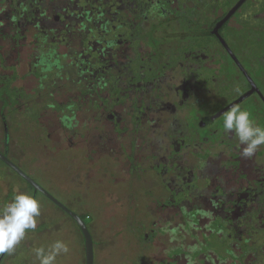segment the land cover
Instances as JSON below:
<instances>
[{"label":"flooded vegetation","instance_id":"af4514ba","mask_svg":"<svg viewBox=\"0 0 264 264\" xmlns=\"http://www.w3.org/2000/svg\"><path fill=\"white\" fill-rule=\"evenodd\" d=\"M25 60L32 93L14 85ZM4 98L57 118L83 173L51 193L88 227L70 200L116 157L162 264H264V145L244 157L223 128L234 105L264 127V0H0Z\"/></svg>","mask_w":264,"mask_h":264},{"label":"rangeland","instance_id":"374dc122","mask_svg":"<svg viewBox=\"0 0 264 264\" xmlns=\"http://www.w3.org/2000/svg\"><path fill=\"white\" fill-rule=\"evenodd\" d=\"M28 65L27 60L21 63L20 78L14 85L32 93L39 83L30 74ZM13 100H0V149H6L2 115L4 111V119L9 127V157L56 197L66 201L62 193L68 189L70 173L83 171L78 169L77 161H74V169L73 161L65 162L63 147L69 142L63 132L59 131L57 118L48 112L44 115L32 113L31 110L21 113L11 108ZM3 106L6 107L4 110ZM107 160L105 165L113 171V175L109 171L101 172L99 177L92 181L99 185L92 186L91 183L90 189H79L78 196L70 200L73 205L79 207L77 212L92 217L89 229L95 242V264H162L161 244L159 248L155 244L148 246L144 232L137 226L138 220L147 218L145 211L127 209L125 195L118 194L122 193L126 186L122 184L121 180L125 179H121L122 175L119 173L120 161L116 157ZM86 171L85 178L88 174ZM132 181L136 188L145 186L143 180L133 178ZM17 188L33 194L30 185L0 160V209L11 200ZM35 197L41 205L36 229L29 230L15 250L5 254L0 264H39L33 249L38 246L47 247L57 239L68 242L70 252L58 256L56 264H86L84 237L77 223L43 195ZM83 199L86 203L76 204L85 202Z\"/></svg>","mask_w":264,"mask_h":264},{"label":"clouds","instance_id":"9594fccd","mask_svg":"<svg viewBox=\"0 0 264 264\" xmlns=\"http://www.w3.org/2000/svg\"><path fill=\"white\" fill-rule=\"evenodd\" d=\"M223 128L237 139L244 157H252L264 145V127L257 125L251 114L239 105L225 111ZM40 214L39 200L27 191L15 189L11 200L0 209V253L14 251L26 233L36 229ZM33 252L39 264H56L58 256L70 252V246L57 239L47 247H35Z\"/></svg>","mask_w":264,"mask_h":264},{"label":"water","instance_id":"95a60500","mask_svg":"<svg viewBox=\"0 0 264 264\" xmlns=\"http://www.w3.org/2000/svg\"><path fill=\"white\" fill-rule=\"evenodd\" d=\"M0 159L33 187L35 196L37 192H41L50 200H52L54 203H56L58 206H60L63 210L69 213L76 220L84 236L86 264H95L94 239L88 227V220L83 219L82 217H80L79 214L69 209L65 204H63L60 200H58V198H56L51 192H49L42 184L36 181L32 176H30L18 164H16L13 160H11L7 154H4L2 151H0ZM3 255L4 253L0 256V263L3 258Z\"/></svg>","mask_w":264,"mask_h":264},{"label":"trees","instance_id":"16d2710c","mask_svg":"<svg viewBox=\"0 0 264 264\" xmlns=\"http://www.w3.org/2000/svg\"><path fill=\"white\" fill-rule=\"evenodd\" d=\"M21 177V176H20ZM22 178V177H21ZM26 181V180H25ZM27 182V181H26ZM28 183V182H27ZM29 184V183H28ZM30 185V184H29ZM30 187L32 188V186L30 185Z\"/></svg>","mask_w":264,"mask_h":264}]
</instances>
